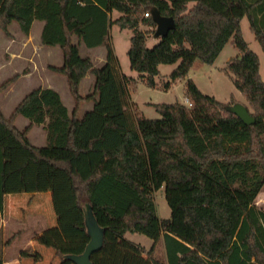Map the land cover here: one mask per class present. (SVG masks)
Here are the masks:
<instances>
[{
	"label": "trees",
	"instance_id": "trees-1",
	"mask_svg": "<svg viewBox=\"0 0 264 264\" xmlns=\"http://www.w3.org/2000/svg\"><path fill=\"white\" fill-rule=\"evenodd\" d=\"M254 3L0 0L4 32L18 22L28 35L35 20L44 22L41 42L59 45L64 54L62 65L50 67L67 76L76 101L70 110L58 90L36 87L9 116L0 107V215L9 193L51 192L57 222L37 233L36 240L54 248L61 264H75L63 256L82 253L90 240L87 203L105 228L104 244L91 256L94 264H264V208L256 204L264 186V79L260 57L241 26L247 16L264 52V1ZM153 9L173 16L176 27L150 46L149 30L140 25L155 33ZM114 10L120 13L115 18ZM114 24L133 30L127 52L130 67L153 88L160 65L176 64L165 82L169 88L189 75L197 59L214 63L231 41L239 54L225 71L245 96L255 122L244 123L191 78L185 91L188 103L150 102L161 116L144 115L130 94L133 78L123 72L108 41ZM81 42L89 48L105 45L104 62L96 65L82 56ZM88 73L94 82L83 95L81 82ZM14 77L0 84V92ZM104 90L114 95V110L102 108ZM86 100L95 103L81 115L79 103ZM17 115L29 124L19 128ZM33 125H43L46 144L30 140ZM162 187L171 208L168 218L159 216L155 199ZM127 232L143 233L153 244L147 248L129 239ZM159 241L165 257L156 255Z\"/></svg>",
	"mask_w": 264,
	"mask_h": 264
},
{
	"label": "rangeland",
	"instance_id": "rangeland-1",
	"mask_svg": "<svg viewBox=\"0 0 264 264\" xmlns=\"http://www.w3.org/2000/svg\"><path fill=\"white\" fill-rule=\"evenodd\" d=\"M120 13H112V17L115 18L119 16ZM43 24L40 20L36 21L33 27V33H39L40 25ZM242 32L243 36L246 41L249 43L251 49H253L258 55H260V72L262 78L264 79V52L258 40L255 37L254 32L250 28V22L247 16H245L241 21ZM140 28L142 30H149V39L148 44L150 46L153 45L155 41V33H152V27H149L145 24H141ZM156 29V27H155ZM133 34V30L129 28L120 29V27L114 24L110 28L109 39L108 41L113 45L115 49V53L118 56L122 70L126 74L135 75L137 72L130 67V61L128 57V49L130 47V38ZM24 33L20 30L19 23L13 22L9 27V32L6 33L0 29V84L6 81L8 78H12L14 76H19L23 74L25 69H29L31 63L27 62V55H34L38 61L35 66L36 70H49L50 74V81H55L58 90L64 100L65 104L69 107V109H73L76 104L75 98L71 94L68 78L65 74L60 72H55L53 69H49V65H62L64 61V54L59 45L56 46H49L44 45L41 43V40L37 37L33 38L30 43L24 44ZM73 41L75 43H79V39L74 36ZM80 54L82 56H89L92 58L93 62L96 65H101L106 57V47L105 45H101L98 47L89 48L85 46L82 42L79 44ZM237 52V48L233 45L230 41L226 44L224 49L221 51L217 59L214 63L209 64L203 62L202 60L197 59L191 70L189 75L184 78L176 81L173 83L169 88L165 87L166 80L169 79V74L173 69L172 64H163L161 68L160 75L157 76L158 84L156 88L148 86L143 79L138 77H132V81L129 84L130 94L132 99L138 104V110L141 111L144 115L150 118H158L161 115L156 110L155 106L151 105L150 102L155 103H173L176 101H181L188 103L187 99L185 98V91H186V83L189 78L193 79L199 88L206 94L215 95L219 100H221L224 104H233L235 102H242L246 104L249 108L250 105L246 101L245 96L236 88L234 85L230 75L225 71L229 61L231 58L234 57V54ZM13 57V59H11ZM236 56V55H235ZM102 60V61H101ZM48 69V70H47ZM89 79H87L83 85H81V93L88 94L91 91V86L89 88L86 86L90 84L91 79L94 78V75L90 73ZM14 77V80L0 92V107L3 113L9 116L15 106L21 101V99L29 93L34 86H21L18 91L11 92L12 83L16 82V84L21 85L24 83L25 80L31 81L30 79L26 78H19ZM60 77V81L58 80ZM35 83L37 82L34 81ZM33 82V83H34ZM49 82V80H47ZM35 85V84H34ZM10 91V92H8ZM95 102L93 100H86L84 102L79 103V113L82 115L88 109L93 107ZM102 108L105 109H115L116 108V100L112 92L104 90L102 95L101 101ZM119 106H121L119 104ZM15 124L22 128L27 123L24 122V117L17 115L14 119ZM92 125H89L88 128L91 130ZM41 125L35 126L33 131L31 132V136L33 137V142L39 145H43L47 143V140L44 142L42 137H37L38 133L41 130ZM30 129V128H29ZM0 130L4 133V130L0 124ZM30 131V130H28ZM94 131V129H93ZM37 137V138H36ZM113 136H109L107 139L110 142ZM8 143H12V140H9ZM32 195H25L23 193H10V195L6 198L5 206L9 207L12 202L19 200V204L22 206L28 207L23 211H20L19 208L15 211V214L18 217L26 216V214H34L37 218H43L44 220H38L40 223L37 225L44 226L45 223L49 222L48 225L44 226L46 228L56 225V214L55 211L53 212V202L52 198L46 200L45 195H37L36 197L33 196V201L30 203ZM155 199L158 208V214L162 218H168L171 216V208L167 202L165 197L164 187L157 190L155 193ZM257 204L264 208V186L259 193V196L256 199ZM50 205L52 208H50ZM6 208V207H5ZM12 208V207H11ZM44 213V215L42 213ZM54 213V215H53ZM28 224V223H27ZM24 226V224H21ZM36 225V226H37ZM43 228V227H42ZM43 229V230H44ZM42 230V231H43ZM25 234V233H24ZM21 235L16 239L11 241L7 250L5 249L3 252V243L0 241V258L3 260L6 257L12 261V264H15L14 254L21 255V251H35L38 252L40 255L39 257H34L38 259V264H54L56 261L58 264H61L60 257H55V250L52 247L45 246L38 242L37 240H33V238H29L27 234ZM129 239L139 242L145 245L147 248H150L153 244V239L149 236L140 233V232H127L126 234ZM8 239V238H7ZM6 239V243L10 240ZM35 242V243H34ZM4 243V244H6ZM41 252V253H40ZM3 253V254H2ZM26 253L22 252V257H28L25 255ZM42 254V256H41ZM156 255L160 257H165V251L163 247L162 241H159L156 245ZM43 258V259H39Z\"/></svg>",
	"mask_w": 264,
	"mask_h": 264
},
{
	"label": "crops",
	"instance_id": "crops-1",
	"mask_svg": "<svg viewBox=\"0 0 264 264\" xmlns=\"http://www.w3.org/2000/svg\"><path fill=\"white\" fill-rule=\"evenodd\" d=\"M253 2H255L254 4L257 6L259 4H261V2H263L264 0H252ZM117 13L118 11L114 10L113 13ZM119 13V12H118ZM260 16H261V13H260ZM36 21H39V20H35L34 23H33V26H32V29H31V32L30 34L28 35H24V44L26 45L27 43H30L31 45V41L33 38L37 37L41 40V32H42V29H43V26H44V22L41 21L43 24L40 25V30H39V33H36V35H34L35 33H33V27L36 23ZM256 37V36H255ZM42 43V42H41ZM45 45V44H44ZM234 45V44H233ZM239 54V50L237 49V52L234 54L235 55H238ZM14 56H12L11 59H13ZM260 57V55H259ZM27 59V62L28 63H31V66H29V69H25L23 72V74H20L18 77H17V80L19 78H26V79H30L31 81H27L25 80L23 84L21 85H18L16 84V82L12 83V89L10 90L11 92H15V91H18L20 89L21 86L25 87V86H34V88L36 87H53L55 88L56 90H58V86L56 84L55 81H50V72L48 70L47 71H44V70H36L35 66L33 65L34 64H37V67H38V61L35 59L37 58L36 56L34 55H27L26 57ZM102 61V60H101ZM52 64L49 65V69H51V66ZM163 65V64H162ZM162 65H160V70L162 68ZM174 67L173 69L176 67V64H172ZM172 69V70H173ZM171 70V71H172ZM54 71V70H53ZM56 72V71H55ZM90 73L86 74V76L84 77V79L82 80L81 82V85H83V83L89 79V76ZM131 77H138L139 76V73L135 74V75H132V74H127ZM91 79V82L89 85L86 84V86L89 88L90 85L93 84L94 82V78H90ZM37 82L35 83L34 81ZM47 80H49V82H47ZM58 80L60 81V77H58ZM34 82V83H33ZM35 84V85H34ZM8 91V92H10ZM59 91V90H58ZM84 95V94H83ZM20 116V115H19ZM26 125L23 126L22 128L26 127L28 124H29V119L25 118L24 117V122ZM35 126H38V125H33L28 131V136L30 138V140L33 142V137L31 136V132L33 131V128ZM41 130L40 132L38 133V136L37 137H42L44 142L46 141V130L44 129L43 125H41ZM1 134V132H0ZM36 137V138H37ZM34 143V142H33ZM36 144V143H34ZM36 145H39V144H36ZM25 195H29L31 194L32 195V198H31V201L30 203L33 201V196H37V195H41V196H44L46 197V200L50 199V197L52 198L51 196V192H38V193H23ZM10 195L7 194L5 195L4 197V203H3V206H2V210H1V215H0V241H2L3 243V252L4 250L6 249L7 250V247L10 246L11 244V241L16 239L17 237L23 235L24 233L27 234V236L30 237L29 238H33V240H36V236H37V233H41L42 230L45 228L44 226L48 225L49 222L45 223L44 226H40L37 225L38 223H40L38 220H44L43 218H37L34 216V214H26V216H21V217H18V215L15 214V211L17 210V208H19L20 211H23L24 209H26L28 207V204H26V206H22L20 205L17 201L15 202H12L11 205L9 207L5 206V203H6V198ZM259 196V195H258ZM256 204H257V201H256ZM258 205V204H257ZM50 208H52L50 205H48ZM259 206V205H258ZM6 207V208H5ZM12 207V208H11ZM261 207V206H260ZM53 209V208H52ZM54 212V210H53ZM42 213V212H41ZM44 215V213H42ZM54 215V213H53ZM45 216V215H44ZM28 223V224H27ZM21 224H24V226H22ZM37 225V226H36ZM43 227V228H42ZM24 234V235H25ZM8 238V239H7ZM6 239L7 240H10V242L8 241L6 243ZM6 243V244H4ZM35 243V242H34ZM163 243V242H162ZM163 247L165 248L164 246V243H163ZM24 250L21 251V255H17L16 253L13 255L14 256V260H15V264H38L39 262L37 261H33V258L34 257H39V255H37L36 251L35 250L34 252L33 251H27L26 253V256L28 255V257H22V252ZM41 253V252H40ZM3 254V253H2ZM42 256V254H41ZM55 257H58L56 254L54 255ZM39 259H43V258H39ZM36 260V259H35ZM38 260V259H37ZM12 261H10L7 257L5 259H3V264H12L11 263ZM54 264H58V262L56 261Z\"/></svg>",
	"mask_w": 264,
	"mask_h": 264
},
{
	"label": "water",
	"instance_id": "water-1",
	"mask_svg": "<svg viewBox=\"0 0 264 264\" xmlns=\"http://www.w3.org/2000/svg\"><path fill=\"white\" fill-rule=\"evenodd\" d=\"M152 16L153 20L157 24L155 30V38H160L167 35L171 29H174L176 27L174 17L163 15L158 9L152 10ZM225 108L226 110L237 114L246 124H253L255 122V118L250 113L248 106H246L242 102L225 104ZM84 214L90 240L82 253L65 254L63 257L64 259L73 261L75 264H94L91 256L93 252L98 251L102 248L105 240V228L99 224L93 208L89 203L85 205Z\"/></svg>",
	"mask_w": 264,
	"mask_h": 264
},
{
	"label": "built area",
	"instance_id": "built-area-1",
	"mask_svg": "<svg viewBox=\"0 0 264 264\" xmlns=\"http://www.w3.org/2000/svg\"><path fill=\"white\" fill-rule=\"evenodd\" d=\"M145 16H149V12H145Z\"/></svg>",
	"mask_w": 264,
	"mask_h": 264
}]
</instances>
